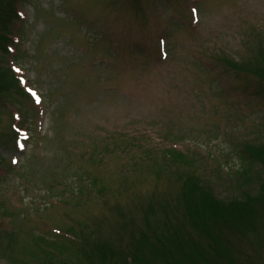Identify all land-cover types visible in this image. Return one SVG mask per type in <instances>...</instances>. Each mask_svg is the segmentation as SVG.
I'll return each instance as SVG.
<instances>
[{"label":"rangeland","instance_id":"1","mask_svg":"<svg viewBox=\"0 0 264 264\" xmlns=\"http://www.w3.org/2000/svg\"><path fill=\"white\" fill-rule=\"evenodd\" d=\"M4 27L25 94L0 102V264H135L144 216L198 239L202 202L238 222L253 197L264 232V81L217 60L264 62V0H0ZM244 235L230 252L264 264Z\"/></svg>","mask_w":264,"mask_h":264},{"label":"trees","instance_id":"2","mask_svg":"<svg viewBox=\"0 0 264 264\" xmlns=\"http://www.w3.org/2000/svg\"><path fill=\"white\" fill-rule=\"evenodd\" d=\"M13 2L15 0H12ZM13 14L16 17V10L13 7ZM6 27V25H5ZM4 27V28H5ZM8 27L5 28V32H3V36H0V49L7 50V42L11 39L9 33L7 32ZM7 38V42H3L2 39ZM4 43V44H3ZM5 55L0 54V62L1 59ZM218 61H221L224 63L227 67L230 69L238 70L242 74H246L252 77H256L260 79L261 81H264V62L262 60L259 62V66H254L252 69L244 68L243 62L231 59L229 57H217ZM3 63V62H2ZM12 82V84H11ZM15 83V85H14ZM14 88V92L18 95L25 94L24 87H22L16 77V74L9 69L7 66L2 67L0 65V102H3L7 99H9L11 95L10 90ZM5 93V94H4ZM168 152L173 155L179 153L178 150L175 149H168ZM177 151V152H175ZM253 154V152H251ZM248 152V154L253 157L256 155L262 165L259 171L256 172V178L258 179V182L262 185V188L264 189V149L259 152H255L254 156ZM187 193V192H186ZM203 194V193H202ZM201 193L199 194L202 195ZM198 196V198H199ZM197 198V199H198ZM253 197H249L246 200H249V204H246V210L243 212L238 222H234L231 220L227 215H225L224 210H216L215 212H212L210 208V202H207V205L205 202H202L200 204V207H202L204 212L207 213V216L209 217H197L195 215V212L193 211L195 218L193 219L191 215L189 214V217L191 220H187L191 226L194 228L196 233L198 234V239L196 237H193V234H187L186 231H182V226L179 228H174V232H170V235H165L164 233H159L157 230L153 227V223L151 222V215L149 217L144 216V227L142 231V238H139L140 236L136 235L137 238H135L134 243L131 244L130 251L133 253L132 260H134L135 264H239L237 255H233L230 251V245L228 244L229 238L231 233H236L237 236L244 235L245 233H248V231H255L256 235L254 237H250L254 243L257 245H261V241L264 236V232L260 233L261 230L258 228V221L257 218L254 217L255 205L250 204V200H252ZM261 199V201H264V195L258 194L257 197H255L254 200ZM142 200V202L146 201ZM149 201L152 202L151 198L149 197ZM140 202V203H142ZM158 205V206H157ZM151 206H153L151 204ZM150 206H147V208ZM155 212L160 208L163 213L167 211V209H170L169 204L161 203L158 199L155 203ZM143 213L146 211V208L143 209ZM172 212H174V209H170ZM186 211H188L186 209ZM257 211L260 213V222L262 221V226L264 225V205H258ZM175 213V212H174ZM237 215V214H234ZM183 217H184V211H183ZM185 218V217H184ZM135 222V221H134ZM258 229V230H257ZM264 229H262L263 231ZM151 235L155 238V242L152 243L150 246L148 245L150 242V238L148 235ZM76 234V233H74ZM141 234V231H140ZM258 234V235H257ZM77 235V234H76ZM85 235V234H84ZM83 235V236H84ZM78 236V235H77ZM235 236V235H234ZM245 237H248L247 235H244ZM253 236V234H252ZM85 237H90V232L86 233ZM70 242H72L74 245L79 248L77 251L79 256L80 254L86 256H90L92 251H96V248H85V246L82 244L80 240H72L69 239ZM87 243V242H86ZM85 243V244H86ZM90 244H93L92 242ZM95 246V245H94ZM87 251H90L87 252ZM125 251H122L120 254L115 256V259L117 262H122V264L126 263L127 260H125L123 255ZM81 257V256H80ZM148 257V259H146ZM125 260V261H124ZM105 263V260L101 262V264ZM108 263V262H107ZM110 264H114L113 262H110Z\"/></svg>","mask_w":264,"mask_h":264},{"label":"snow or ice","instance_id":"3","mask_svg":"<svg viewBox=\"0 0 264 264\" xmlns=\"http://www.w3.org/2000/svg\"><path fill=\"white\" fill-rule=\"evenodd\" d=\"M33 95H35V93H33ZM37 102H39V100H37Z\"/></svg>","mask_w":264,"mask_h":264}]
</instances>
